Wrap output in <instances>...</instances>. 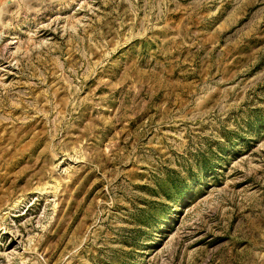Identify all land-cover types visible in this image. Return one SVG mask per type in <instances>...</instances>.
Segmentation results:
<instances>
[{"label":"rangeland","instance_id":"374dc122","mask_svg":"<svg viewBox=\"0 0 264 264\" xmlns=\"http://www.w3.org/2000/svg\"><path fill=\"white\" fill-rule=\"evenodd\" d=\"M0 264H264V0H0Z\"/></svg>","mask_w":264,"mask_h":264}]
</instances>
